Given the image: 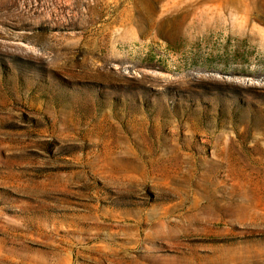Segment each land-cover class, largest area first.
<instances>
[{
	"label": "rangeland",
	"instance_id": "obj_1",
	"mask_svg": "<svg viewBox=\"0 0 264 264\" xmlns=\"http://www.w3.org/2000/svg\"><path fill=\"white\" fill-rule=\"evenodd\" d=\"M0 264H264V0H0Z\"/></svg>",
	"mask_w": 264,
	"mask_h": 264
}]
</instances>
